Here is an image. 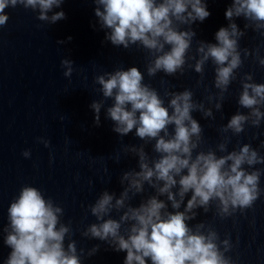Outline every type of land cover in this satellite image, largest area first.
Segmentation results:
<instances>
[{
    "label": "clouds",
    "instance_id": "obj_1",
    "mask_svg": "<svg viewBox=\"0 0 264 264\" xmlns=\"http://www.w3.org/2000/svg\"><path fill=\"white\" fill-rule=\"evenodd\" d=\"M63 3L64 0H0V26L9 20L5 9L18 5L38 10V20L55 24L66 19L64 11L53 12ZM93 3L100 28L108 30L106 41L125 50L135 45L147 52L145 67L149 77L161 72L170 77L182 76L188 68L200 74L197 81L200 85L205 65L211 62L213 84L218 91L197 101L191 89H166L165 104L160 93L144 83V73L138 67L117 68L95 77L94 82L99 85L96 90L103 97L90 105L95 125H100L105 101L112 100L106 118L113 122V132L123 137L135 130V136L143 144L126 146L125 152L137 157L139 170L131 169L121 175L123 190L119 197L104 190L88 206L96 222L88 225L81 235L105 242L116 252H126L123 264H148V261L236 264L226 255L233 248L230 237L221 240L210 225L199 222L190 226L189 222L198 216L197 209L208 213L214 204L216 215L225 219L252 208L260 197L264 169L255 166L264 164V156L249 143L229 151L232 137L228 133L238 136L246 125L260 127L264 120V83L253 82L252 74L240 79L237 104L248 111L238 110L220 127L222 139L215 149L201 148L205 142L204 129L192 113L199 112L203 118L214 120L213 108L222 111L225 94L243 65L240 39L249 28L264 35V0H232L225 12L228 26L215 33L216 43L198 41L195 55H189L196 35L191 25L210 16L204 0H93ZM239 17L247 21L245 30L234 22ZM185 25L187 29L182 30ZM249 55L248 49H243V57ZM258 63L264 66V58H258ZM73 65L72 60H61L66 78L72 76ZM205 101L211 107H206ZM38 139L45 147L49 146V140ZM149 144L155 155L145 150ZM22 155L29 158L30 150ZM145 185L154 189L155 195L142 198L138 206H133L131 201L145 193ZM189 193L191 196L181 211ZM162 196L166 200L160 199ZM168 202L174 211L168 210ZM114 212L118 218L113 217ZM7 213L4 244L11 252L4 264H82L84 249L78 251L76 241L71 239L70 224L61 221L64 209L52 198H45L40 189L23 186ZM99 247L91 248L87 256L94 255Z\"/></svg>",
    "mask_w": 264,
    "mask_h": 264
}]
</instances>
